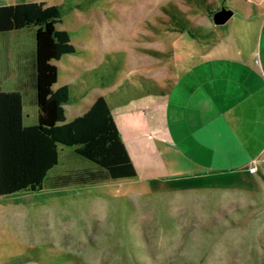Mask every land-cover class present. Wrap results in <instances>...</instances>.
<instances>
[{"label":"rangeland","instance_id":"1","mask_svg":"<svg viewBox=\"0 0 264 264\" xmlns=\"http://www.w3.org/2000/svg\"><path fill=\"white\" fill-rule=\"evenodd\" d=\"M43 1L59 6L74 46L55 60L58 84L72 82L66 118L98 93L111 103L120 89L155 92L180 49L249 46L264 13V0ZM222 8L230 15L214 23ZM58 153L59 168L92 163L73 145ZM148 186L126 176L0 194V264H264V183Z\"/></svg>","mask_w":264,"mask_h":264},{"label":"crops","instance_id":"2","mask_svg":"<svg viewBox=\"0 0 264 264\" xmlns=\"http://www.w3.org/2000/svg\"><path fill=\"white\" fill-rule=\"evenodd\" d=\"M18 1L25 0H0V4ZM258 18L249 46L237 42L218 46L210 41L207 49L178 50L177 62L166 68L165 82L155 92L120 89L111 103L101 94L134 167L133 176L145 181L148 189L180 187L157 186L158 181L189 182L180 188H263L264 13ZM33 53V27L0 30V90L19 92L22 125L36 121ZM55 60H51L56 66L51 86L66 84L69 100L72 82L58 84ZM72 116L64 114V120ZM58 146L56 162L45 170L41 186L100 180L102 171L93 163L59 168Z\"/></svg>","mask_w":264,"mask_h":264},{"label":"trees","instance_id":"3","mask_svg":"<svg viewBox=\"0 0 264 264\" xmlns=\"http://www.w3.org/2000/svg\"><path fill=\"white\" fill-rule=\"evenodd\" d=\"M60 14L57 4L43 0L0 4V30L33 27L36 104V121L22 125L19 92L0 90V194L40 188L45 170L56 162L57 144L73 145L77 154L102 171L99 179L135 173L101 94L64 120L62 103L68 99V89L64 83L51 86L56 79L51 60L73 52L74 46L67 30L56 26Z\"/></svg>","mask_w":264,"mask_h":264},{"label":"water","instance_id":"4","mask_svg":"<svg viewBox=\"0 0 264 264\" xmlns=\"http://www.w3.org/2000/svg\"><path fill=\"white\" fill-rule=\"evenodd\" d=\"M230 13L231 10L227 8L215 10L212 13V20L214 23H221L230 15Z\"/></svg>","mask_w":264,"mask_h":264}]
</instances>
